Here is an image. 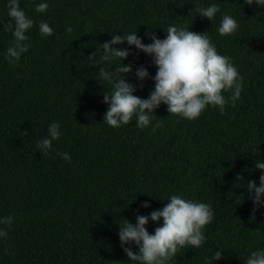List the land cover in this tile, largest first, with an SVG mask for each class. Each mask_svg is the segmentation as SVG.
I'll return each instance as SVG.
<instances>
[{
  "label": "trees",
  "instance_id": "trees-1",
  "mask_svg": "<svg viewBox=\"0 0 264 264\" xmlns=\"http://www.w3.org/2000/svg\"><path fill=\"white\" fill-rule=\"evenodd\" d=\"M40 3L48 4L46 12H36ZM213 4L220 11L212 21L199 16L197 8ZM19 6L35 23L26 33L28 51L10 64L14 37L5 25L12 21L8 0H0V221L12 217L10 227L0 223L7 231L0 264H132L119 228L162 209L173 195L206 203L214 215L202 245L180 249L166 264H245L264 250V206L250 223L247 191L264 174L255 168L257 160L264 163V6L244 0H19ZM224 15L238 29L222 37ZM41 21L53 35H41ZM170 26L205 34L230 59L243 78L240 99L232 104L231 92H222L224 112L207 106L195 120L170 115L161 104L143 129L135 115L127 125H107L103 100L113 89L99 80V69L118 61L88 56L112 35L137 32L148 45L146 33L163 40ZM115 47L130 52L121 61L132 67L126 81L147 99L157 72L152 57L126 42ZM141 66L149 73L142 89L135 76ZM53 123L61 136L45 155L37 144ZM65 152L70 160L61 159ZM162 224L149 220L147 231ZM217 251L219 261L212 259Z\"/></svg>",
  "mask_w": 264,
  "mask_h": 264
},
{
  "label": "clouds",
  "instance_id": "clouds-1",
  "mask_svg": "<svg viewBox=\"0 0 264 264\" xmlns=\"http://www.w3.org/2000/svg\"><path fill=\"white\" fill-rule=\"evenodd\" d=\"M248 6L253 4L264 6V0H244ZM47 3L36 6V12L44 13L48 9ZM199 16L212 21L220 9L215 5L206 8H197ZM8 16L12 23L5 25L12 29L14 41L8 47L6 59L10 64L19 62L21 55L28 51L26 33L35 21L26 16L19 6V0H8ZM14 26V27H13ZM238 29L237 21L230 15L222 17L218 28L219 34L230 36ZM39 31L42 36L53 35V29L47 22L39 23ZM66 31H71L67 28ZM152 40L145 45L137 32L120 35H112L111 41L99 45L89 60H95L97 53L101 63H110L114 59L117 65L111 70L104 67L99 69V80L108 82L112 86L110 94H104L103 103L107 110L104 120L107 125L117 128L121 124L127 125L133 115L137 117V127L143 129L150 124L151 117L161 104L167 106L170 115L187 120L197 119L207 106L218 107L224 112L228 100L222 92H231L232 104L240 99L243 78L238 70L226 56L219 55L209 38L205 34L195 33L183 27L170 26L166 32V38L161 40L154 32L146 33ZM127 43L129 47H135L138 52H143L152 57V63L157 68L154 79V90L147 99H142L134 93L137 86L126 81V76L132 72L130 65H124L130 52L127 49H118L116 45ZM140 88L143 82L149 78L146 68L141 66L135 72ZM158 127V125H157ZM60 125L53 123L48 127V135L42 139L37 147L47 155L53 141L60 138ZM61 159L70 160L67 152L61 154ZM255 168L264 173V163L257 160ZM243 179L237 176V180ZM249 199L253 204L250 223L255 221V213L259 207L264 206V174L260 176L259 186L255 181L247 183ZM150 205L145 203L144 208ZM213 210L210 205L202 202H193L173 195L165 206L153 211L149 216L138 215L135 225L126 220L125 226L119 228L120 245L132 264H166L176 253L185 247L199 248L205 240L203 229L211 223ZM162 226L156 227L154 234H149L146 225L149 220L159 222ZM0 223L11 226L12 217H6ZM0 237L7 238V231L0 229ZM138 249L134 253L131 246ZM129 245V247H125ZM222 252L217 251L213 260L222 259ZM245 264H264V250L253 251L246 259Z\"/></svg>",
  "mask_w": 264,
  "mask_h": 264
}]
</instances>
